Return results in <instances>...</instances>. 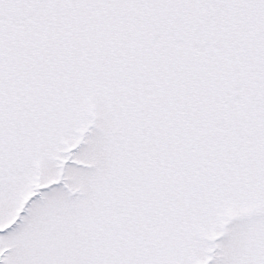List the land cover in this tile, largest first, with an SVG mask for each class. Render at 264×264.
Here are the masks:
<instances>
[{"label":"snow or ice","instance_id":"snow-or-ice-1","mask_svg":"<svg viewBox=\"0 0 264 264\" xmlns=\"http://www.w3.org/2000/svg\"><path fill=\"white\" fill-rule=\"evenodd\" d=\"M0 264H264V0H0Z\"/></svg>","mask_w":264,"mask_h":264}]
</instances>
